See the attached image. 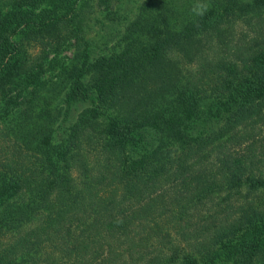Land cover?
<instances>
[{
	"label": "trees",
	"instance_id": "trees-1",
	"mask_svg": "<svg viewBox=\"0 0 264 264\" xmlns=\"http://www.w3.org/2000/svg\"><path fill=\"white\" fill-rule=\"evenodd\" d=\"M197 2L0 0V264H264V0Z\"/></svg>",
	"mask_w": 264,
	"mask_h": 264
},
{
	"label": "rangeland",
	"instance_id": "rangeland-1",
	"mask_svg": "<svg viewBox=\"0 0 264 264\" xmlns=\"http://www.w3.org/2000/svg\"><path fill=\"white\" fill-rule=\"evenodd\" d=\"M253 141L256 142L252 147L254 154H259L261 150H264V127H262L257 134L253 137ZM263 147V148H262Z\"/></svg>",
	"mask_w": 264,
	"mask_h": 264
},
{
	"label": "clouds",
	"instance_id": "clouds-1",
	"mask_svg": "<svg viewBox=\"0 0 264 264\" xmlns=\"http://www.w3.org/2000/svg\"><path fill=\"white\" fill-rule=\"evenodd\" d=\"M209 7H210V5L208 3L200 2V0H198V2L192 8V12L196 16H203L207 12Z\"/></svg>",
	"mask_w": 264,
	"mask_h": 264
}]
</instances>
